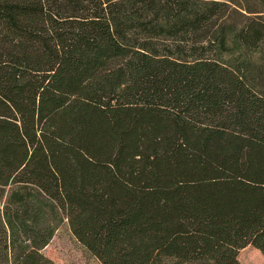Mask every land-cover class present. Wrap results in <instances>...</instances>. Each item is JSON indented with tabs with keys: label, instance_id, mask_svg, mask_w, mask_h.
I'll list each match as a JSON object with an SVG mask.
<instances>
[{
	"label": "trees",
	"instance_id": "obj_1",
	"mask_svg": "<svg viewBox=\"0 0 264 264\" xmlns=\"http://www.w3.org/2000/svg\"><path fill=\"white\" fill-rule=\"evenodd\" d=\"M264 256V0H0V264Z\"/></svg>",
	"mask_w": 264,
	"mask_h": 264
},
{
	"label": "rangeland",
	"instance_id": "obj_2",
	"mask_svg": "<svg viewBox=\"0 0 264 264\" xmlns=\"http://www.w3.org/2000/svg\"><path fill=\"white\" fill-rule=\"evenodd\" d=\"M41 251L57 264H101L76 240L66 220L57 225ZM237 259L239 264H264V256L251 246L239 249Z\"/></svg>",
	"mask_w": 264,
	"mask_h": 264
}]
</instances>
